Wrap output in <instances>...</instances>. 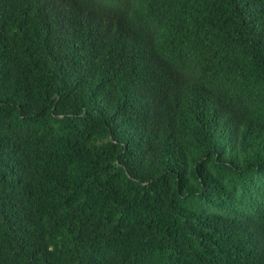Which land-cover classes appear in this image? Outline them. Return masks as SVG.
<instances>
[{
	"label": "trees",
	"instance_id": "1",
	"mask_svg": "<svg viewBox=\"0 0 264 264\" xmlns=\"http://www.w3.org/2000/svg\"><path fill=\"white\" fill-rule=\"evenodd\" d=\"M0 264H264V0H0Z\"/></svg>",
	"mask_w": 264,
	"mask_h": 264
}]
</instances>
